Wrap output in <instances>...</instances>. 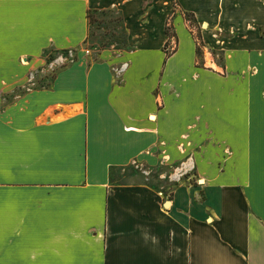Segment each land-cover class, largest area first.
<instances>
[{
	"label": "crops",
	"instance_id": "1",
	"mask_svg": "<svg viewBox=\"0 0 264 264\" xmlns=\"http://www.w3.org/2000/svg\"><path fill=\"white\" fill-rule=\"evenodd\" d=\"M87 10L122 45L51 79ZM0 264H264V0H0Z\"/></svg>",
	"mask_w": 264,
	"mask_h": 264
},
{
	"label": "rangeland",
	"instance_id": "2",
	"mask_svg": "<svg viewBox=\"0 0 264 264\" xmlns=\"http://www.w3.org/2000/svg\"><path fill=\"white\" fill-rule=\"evenodd\" d=\"M175 8V5L173 6ZM183 19L187 21V26L193 31L191 35L193 38V43L195 45V58H194V66L195 67H204L212 72H216L217 74H222V71H219L220 67L218 65L212 64L208 61L213 60L215 63L219 61L221 58V53L217 48H214L211 45H208V49H203V43L201 40V35L198 32V29L194 28L192 20L188 17V15L183 14ZM85 19L87 22V31L86 37L83 44L78 48H61L55 49L51 48L50 50H45L43 53V60L45 63L50 64V76L53 78L56 71L64 66L67 63H70L72 60L77 58V53L82 54L84 56H89L90 59L94 60L96 53L99 52L100 49L109 46V44H114L116 47L122 45L123 42V34L121 33L118 17L113 11L106 10H87L85 13ZM188 28V29H189ZM164 32H166V36L168 37L167 43L163 46L164 54H170L174 50V41L173 35H171L172 30L170 29V25L168 21L164 25ZM220 38L225 37L223 35ZM231 36V35H230ZM196 47L198 49H196ZM207 59L203 61V57ZM206 63V66L202 64ZM212 67H216L212 68ZM214 69V70H213ZM192 146L190 140L188 139L187 130L180 131L179 135V144L178 151L181 157L178 161V183L186 184V183H200L201 178H199L196 182L193 174V167L190 166L189 162H186V158L188 156L191 157L192 154ZM189 152V153H188ZM186 153L188 154L186 156ZM187 158V159H188ZM185 159V160H184ZM184 160V161H183Z\"/></svg>",
	"mask_w": 264,
	"mask_h": 264
},
{
	"label": "trees",
	"instance_id": "3",
	"mask_svg": "<svg viewBox=\"0 0 264 264\" xmlns=\"http://www.w3.org/2000/svg\"><path fill=\"white\" fill-rule=\"evenodd\" d=\"M165 34H166V32H165ZM167 35V34H166ZM196 49H198L197 47H196Z\"/></svg>",
	"mask_w": 264,
	"mask_h": 264
}]
</instances>
